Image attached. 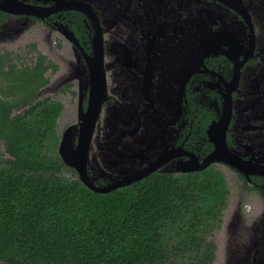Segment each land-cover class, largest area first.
Returning a JSON list of instances; mask_svg holds the SVG:
<instances>
[{
	"label": "flooded vegetation",
	"instance_id": "1",
	"mask_svg": "<svg viewBox=\"0 0 264 264\" xmlns=\"http://www.w3.org/2000/svg\"><path fill=\"white\" fill-rule=\"evenodd\" d=\"M9 2L24 6L23 13L0 9V45L23 42L34 63L19 68L39 69L43 82L19 114L38 102L59 107L58 154L69 128L78 142L90 105L91 65L103 51L106 99L87 163L95 185H112L151 166L159 168L149 176L211 171L231 184L228 203L232 190L246 213H264V0L0 5ZM258 220L259 238L240 259L264 256V218Z\"/></svg>",
	"mask_w": 264,
	"mask_h": 264
},
{
	"label": "trees",
	"instance_id": "2",
	"mask_svg": "<svg viewBox=\"0 0 264 264\" xmlns=\"http://www.w3.org/2000/svg\"><path fill=\"white\" fill-rule=\"evenodd\" d=\"M21 68L0 57V146L9 156L0 158V264H214L224 179L153 174L99 194L66 178L77 174L57 152L59 107L38 102L12 116L43 84L39 69Z\"/></svg>",
	"mask_w": 264,
	"mask_h": 264
},
{
	"label": "water",
	"instance_id": "3",
	"mask_svg": "<svg viewBox=\"0 0 264 264\" xmlns=\"http://www.w3.org/2000/svg\"><path fill=\"white\" fill-rule=\"evenodd\" d=\"M24 6L19 4H15L9 2L5 5H0V9L3 11H7L9 13H23ZM100 57V66L99 60ZM93 64L91 65V78H92V91L90 97V105L87 113L82 115V123L80 129L78 130V142L75 144V133L73 131L74 127L69 128L60 143L59 154L64 162V164L68 167L74 168L79 174V181L83 183L89 190L94 193L99 194H108L112 191L118 190L123 187L130 186L135 182L141 181L144 178L148 177L151 173L159 168V166H151L141 173H136L134 176L130 178H125L122 181L117 183H113L112 185H108L105 187H98L95 185V180L88 174L87 163L90 156V150L92 141L95 135V130L97 127V122L100 117V112L102 105L106 99V82L104 78V70L102 64L104 63V54L101 50L96 55ZM97 59V60H96ZM98 62V63H96ZM23 108V107H21ZM20 108V109H21ZM19 110V109H18ZM14 112L12 116H15ZM136 132V129H134ZM102 141V139L100 138ZM209 163H206L204 166L199 167L197 169L190 170H200L204 169L208 166ZM258 254H261V250H257ZM240 262L238 264H242L241 262L244 259H239ZM255 264H264V256L262 259L257 260Z\"/></svg>",
	"mask_w": 264,
	"mask_h": 264
},
{
	"label": "rangeland",
	"instance_id": "4",
	"mask_svg": "<svg viewBox=\"0 0 264 264\" xmlns=\"http://www.w3.org/2000/svg\"><path fill=\"white\" fill-rule=\"evenodd\" d=\"M15 46L7 49L0 45V57L7 58L17 67L21 65H32L33 59L26 57L23 42L16 41ZM29 58V62L27 60ZM38 100L36 97L34 102ZM27 106L17 110L19 114L26 110ZM9 158L5 153L3 145L0 146V158ZM66 178H73L72 173L66 171ZM74 179V178H73ZM228 183V182H227ZM229 184V183H228ZM229 188L232 186L229 184ZM239 190V189H237ZM238 193L231 190L228 207L224 212V220L220 229L214 231L213 240L217 245L216 260L214 264H238L240 257H246L252 251V247L259 238V229H262L263 223H259L258 219L263 221L264 213L248 214L241 206V200L237 198ZM257 262L254 257L244 259L242 264H255Z\"/></svg>",
	"mask_w": 264,
	"mask_h": 264
}]
</instances>
